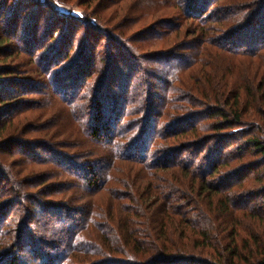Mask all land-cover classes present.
Returning a JSON list of instances; mask_svg holds the SVG:
<instances>
[{"label": "trees", "instance_id": "16d2710c", "mask_svg": "<svg viewBox=\"0 0 264 264\" xmlns=\"http://www.w3.org/2000/svg\"><path fill=\"white\" fill-rule=\"evenodd\" d=\"M65 1L0 0V59L3 63L11 62L8 67L0 68V94L6 95L0 97V107L9 105L10 101H20L24 96L22 89H27L30 95L53 98L57 104L49 111L58 113L44 114L50 121L58 117L64 120L69 108L76 112L79 105L94 104L91 131L79 123L80 119L87 121L83 111L73 116L85 129L88 140L104 151L97 164L105 166L106 170H95V166L87 162V169H83L87 174L77 176L75 181L81 191H92V197L103 191L113 204L106 206L109 214L105 217V209L96 208L93 200L89 201V208H81L79 212L74 205L71 208L76 211L70 210L67 201L44 203L38 192L34 194L26 189L24 179H17L19 174H25L18 171L14 180L16 188L7 192V197L16 198L17 202L0 203V261L3 260L0 264H19L22 260L15 252H22L28 241L32 246L36 244L32 251L35 264L38 260H43V264H264V0H165L169 3L166 7L175 8L182 17L156 20L142 37L131 35L129 40L127 33L137 23L161 14L156 5L160 0H137L139 3L132 8L138 16L116 0H78L77 5L85 9L81 18L59 11V4H67ZM144 2L155 3V6ZM113 8L111 17H107L105 13ZM183 15L191 20L183 21ZM174 21H180V28L191 21L212 23L218 33L205 40L206 27L194 25L191 32L196 34L195 39L181 47H188V55L177 57L173 52H181V48L170 38L177 30L173 28ZM71 32L73 36H69ZM203 39L207 43L216 42L218 50H223L218 53L219 62H216V83L208 88L201 83L200 73H196L190 85L192 91L188 89L187 95H183V103L191 102L195 109L185 112L175 104L167 83L177 82L180 73L192 70L193 65L200 62L199 42ZM220 40L231 46L220 45ZM159 43H166L173 52L163 55L154 51L149 57H142L140 51L155 48ZM7 50L9 53L5 54ZM111 50L121 54L128 75L123 74L121 62L118 64L120 58ZM241 54L257 60L259 66L241 61L250 65L243 71L253 69L252 80L240 69L242 80L235 83L229 81L228 75L237 66L235 61ZM140 60L148 64L151 61L153 72L141 66L142 72L164 87L150 93L152 87L143 79L147 88H151L136 90L135 100L131 91L136 88L132 83L139 75ZM169 62L177 66L167 68L165 63ZM211 63L201 69V75L208 79L212 77ZM104 69L108 72H103ZM256 79H259L257 89L253 82ZM64 80L68 83H63ZM46 81L54 86L52 95L45 90L46 86L40 89ZM66 86L73 90L71 99L68 92L62 93ZM14 87L17 93L10 94ZM117 90L119 94L115 93ZM84 91L87 96L79 95ZM145 91L150 99L157 98L159 102L148 100L146 103ZM219 97L228 102L225 107L219 105ZM4 99L6 103H2ZM22 104L20 101L17 105ZM131 105L139 106L134 115L142 118L141 126L138 119L139 123L136 121L125 128L124 119L131 115L127 111ZM14 108L12 105L2 109ZM30 129L32 132L38 126ZM76 130L66 143L76 144L72 143L78 136ZM66 135L55 134L57 139L67 138ZM3 139L5 143L16 139V146L23 148L25 156L27 143L32 144L12 137ZM180 145L183 147L178 150ZM154 148H158L156 153ZM8 149L0 151L2 156ZM38 150L40 148L35 154ZM43 150L48 155L53 154L51 148ZM185 153L186 159H183ZM233 159L240 165L226 172ZM245 159L248 162L245 163ZM27 160L41 164L30 156ZM65 162L70 169H61L57 163L50 162L60 170L51 178L68 181V176L61 175L74 174L73 164L70 159ZM5 168L0 160V184L5 182ZM49 176L53 175L44 174L41 178ZM84 180L87 187L79 183H85ZM247 194L251 198L249 202L236 201ZM71 204H76V199ZM93 207L96 212L90 210ZM17 208L23 212L29 210L25 213L27 218L21 219L22 223H18L23 216H17ZM211 210L219 221L218 228L212 225ZM31 212L42 214V222L35 229ZM70 212L78 213V222ZM61 219L65 223L60 222ZM51 222L56 226L48 233V239L44 235L35 237L39 229L50 228ZM55 227L60 230L56 231ZM96 228L101 233H95L91 241L86 231ZM43 246H53L60 251L49 253Z\"/></svg>", "mask_w": 264, "mask_h": 264}, {"label": "rangeland", "instance_id": "374dc122", "mask_svg": "<svg viewBox=\"0 0 264 264\" xmlns=\"http://www.w3.org/2000/svg\"><path fill=\"white\" fill-rule=\"evenodd\" d=\"M77 1L78 0H67V1H65V2H67V4L66 3L59 4L58 9L62 13L71 14V15H74L75 17L81 18L82 15L85 14V9L78 6ZM111 1L115 2V0H111ZM116 1L120 2L119 5L123 6L129 12L133 11L135 9L134 7L137 6L136 4L139 3V1L137 2V0H129V1L128 0H116ZM144 3L149 4L151 7L155 6V3L154 4H151L150 2H144ZM133 4H134V7L132 8ZM156 5L159 6L158 10L161 11V14L157 15L156 17H151L148 20H144L141 23H137L136 27L131 28V31H129L127 33L128 36L126 38L128 40H129V36H131V35H135L136 37H142V35H143L142 33L145 32V30H147L148 28H150L152 26V23H154L156 20L161 21V19H164V17H167L170 20H172L173 19L172 16H176V15H180L179 17H182L181 14H179L178 10H176L175 8L171 9V8L166 7L169 5V3H167V1H165V0H160V1L156 2ZM112 6H110V7H112ZM139 8L140 9L143 8L142 5L139 6ZM114 9L115 8H113L110 12L105 10V11H107L105 13L106 16L109 17L110 13L114 12ZM122 15L125 16L126 13L124 14L122 12ZM134 15L138 16L136 10H134ZM170 16H171V18H170ZM184 17L185 16L183 15V21H190L191 20V19L187 20L188 18H186V17L184 18ZM163 21H164V23H167V22H165V20H163ZM118 22H119V19H118ZM197 24L200 25V28L206 27L207 36L205 37V40H208L210 38H214L215 35L218 33L217 26H213L212 23L205 25L206 22L205 23H197V22L191 21V23H189V22L187 23V26L180 28V21H174L173 22V25H174L173 28L177 29V30L173 29L174 33L170 36V38H172L173 42H177L179 44L178 47H180V48L183 47L182 45L184 43L185 44L187 42L191 43V41L194 40L195 39L194 37L196 36V34L195 35L192 34L193 32H191L192 31L191 29H193L194 25H197ZM102 25L108 26L106 23H102ZM178 27H179V29H178ZM82 29L84 31V28H82ZM160 29L162 30V28H160ZM69 36H73V33L72 32H71V34L69 33ZM226 42L227 41L220 40V45L221 44L224 45ZM227 44L229 46H231L229 42ZM227 44H225V45H227ZM199 45L200 46H199L198 59L200 60V62L193 65L192 70L189 68L188 71H183L182 73H180L177 82H174V83L168 82L167 83V87L170 89V92L172 94L171 97L174 99L175 104L178 105V107H180L181 109H184L185 112L191 111V109L192 110L195 109V107L193 106V104L191 102L183 103V101L185 99V98H183V95L186 96L187 90L192 88L191 87L192 83H193L192 81H194V79L196 77V73H200V80H202L201 83L204 84V86H206L208 88L209 87L212 88V86L216 83V75H214V74L217 73V70H218V65H216V62H219V60L217 59L218 53L223 52V50H221L220 48L218 50L216 42H210L209 41L207 43L203 39V41L199 42ZM219 47H221V46H219ZM187 48L188 47L181 48V52H176V50H174V52H175L174 53L173 51H171L169 49V46H167V44L165 43V44H160L159 46L152 48V49H143L144 51L142 50V51H140L141 53L140 52L139 53L142 55V57H149L150 54L155 53V52H157L159 54L164 53L163 55H169V53L173 52V54L177 57H179V56L185 57L186 55H188L187 52H189V50H187ZM242 48H244V47H242ZM242 48L239 47V49H242ZM111 51H112V54L117 59L120 58L118 64L121 62L122 65L120 66V69H121V71H123V74L128 75L129 73L125 69L127 66H125L124 63L121 61V57H120L121 54L116 53L115 50L114 51L111 50ZM8 53H9V51L7 50L5 52V54H8ZM171 56H173V55H171ZM187 61H188V58H187ZM211 61H212V63H211ZM241 61L242 62L245 61L249 64L259 66V64L256 62L257 60H254V58L248 57L246 54H241L239 56V60L235 61L237 66L233 69V72L228 75L229 81H233L235 83H238L239 80L240 81L242 80L241 74H242L243 69L247 66H250V65L242 63ZM159 62H161V60H159L158 63ZM10 63L11 62L3 63L0 59V68L8 67L7 65H9ZM185 63H187V62H185ZM207 63H211V65L209 66V71H210V74L212 75V77H209V79L207 76L205 78V77H203V75H201V69H203L204 65ZM138 64H139L140 69L138 67H135V68L136 69L138 68L137 71H138L139 75H137L133 79V83H132V84H134V86H136V88L133 91H131V89H130L132 96H133V94L136 95L138 90L141 91V89L147 88V85L144 83V81H142L143 79L145 81L148 80L146 83H149L151 85L152 88L148 87V88H151L149 90L150 93L157 92L156 89H161L162 87H164L157 80H152L151 77L145 76V74L142 72L141 66L145 67L147 70H150L151 72H153L152 68L154 66L151 63V61L149 63L150 65L148 64V62H144V60H140V62H138ZM107 65H108V63H107ZM165 66L167 68H169V67H176L177 65L175 62H169L167 64L165 63ZM107 69H104L103 72L104 71L106 72ZM240 69H242L241 72L238 71ZM252 71H253V69L250 70L248 68V70H244L243 72H244V75L246 77H248L252 80V77H251ZM220 73H222V72H220ZM219 78L220 77H218V81H217L218 86L221 84ZM258 81H259V79H256V81L255 80L253 81L255 89L258 88L257 87ZM65 82H66V84L68 83V81L64 80L63 83H65ZM43 86H46L45 90L49 91L50 94L52 95L51 91H52V88L54 86L51 85V83H49L48 81L43 82V84L40 85V89H42ZM240 86H242V84H240ZM157 87H160V88H157ZM65 88L66 89H64V90L62 89V93L68 92V95H67L68 99H71L72 98L71 94L73 93V90L67 89V86ZM206 90L207 89H205V92H206ZM22 91L25 94L23 93L24 96H22L20 98L21 99L20 101H22V103H23L21 106L17 105L20 101H17V102L16 101H10V104L8 105L4 99L2 103H6V104L0 107V110L1 111L3 110L2 111L3 114L0 113V122H4V123L6 122L5 125L0 124V139H2V140H0V151L5 150L6 148H9L8 152H12V153H8L7 151H5V152H3V156H2V153H0V160L3 161L5 166H6V168H5L6 175L4 177L5 182L0 184V198H1L0 203L14 204L17 202L16 198H10L9 199L7 197V192L12 191V190H14V188H16V184H15L14 180L16 178L17 172L21 170L25 174L22 176L19 174L18 175L19 178H17V179L18 180L24 179L25 180L24 185H25L26 189L28 191H30L31 193L33 192L34 194H36L38 192L37 194L40 197V200L43 201L44 203L48 202V203H52V204L54 203L55 204L56 201H59V202L67 201L65 203L67 206L70 205V206H68V208L70 207L69 208L70 210L76 211V210H74V208H71L72 205H74V206H78L77 211L79 212V210L81 208H83V209L89 208L90 207L89 201L93 200L94 206L95 205L97 206L96 208L101 207V208L105 209V213H106L105 217H106L109 214L107 212L106 206H109V205L111 206L113 204V200H111V198L108 197L109 195H107V194L105 195V193L102 191V193L100 195L92 197V195H91L92 191H86V192L81 191L78 183L75 181V178L77 176L78 177H85V174H87V172L83 170L85 168L87 169V167H86L87 162H90L93 166H95V168H94L95 170L100 169V168H102L103 170L104 169L106 170L105 166L102 167L101 165L97 164V161L100 159L101 154L104 151L101 149L100 146L96 145V143H94V142L91 143L88 140L87 136L85 135V133H86L85 129H87V131H89L90 130L89 129L90 124L93 123V121H91V120L93 119L92 116L95 113L94 112L95 111L94 110L95 109L94 104H89V105L84 104L82 106L79 105L80 107L79 106H78L79 108L77 107L78 109L76 110V112H73L74 109L70 110V108H69L66 111L67 117L64 120H62V117H58V118L54 119L53 121H50L48 119V117L47 118L44 117V114H46L48 112V113H50L48 116H50L51 113L52 114L58 113L57 111H49V110H53V108L55 107V104H57V103L53 102L54 101L53 98H50L49 95L47 97L46 96L41 97L40 94L38 96L30 95V92L27 91V89H22ZM145 92H146L145 95L148 94V96L144 97L146 103L148 102V100H151L152 103L155 101L159 102V99H157V98L155 99V101H154V98H152V97L150 99L149 93H147V91H145ZM16 93H17V88L14 87L10 90V94H16ZM115 93L119 94L120 91L117 90V91H115ZM162 93L163 92L160 91L159 95L161 96ZM63 95H66V94H63ZM69 95H70V98H69ZM79 95H84V96L86 95L87 96V93L84 91V92H81ZM4 96H6V95L0 94L1 98H5ZM245 96H246V94H245ZM55 97L58 99V101H61L58 96H55ZM135 100H136V98H135ZM203 100L206 103V99L203 98ZM218 100L221 103V104H219L220 106L225 107V105L228 104V102L223 98L219 97ZM130 101H131V98H130ZM187 103H188L190 108L187 106ZM61 104L65 105L63 103H61ZM12 105H14L15 108L11 111H8V110L5 111V109H2V108L10 107ZM135 105H137L136 102H135ZM211 105H213L212 102H211ZM133 106L131 105V107L127 108L128 114L130 112L131 115L130 116L128 115L124 119V121L126 122V123H124L125 128H126V125H128V124L137 123L136 121H138V119L140 121V126H141V119L142 118H138V116L134 115V113L136 114L135 110L139 106H136V107H133ZM60 108L63 109L62 106H60ZM90 108H92V110H90ZM57 109H58V107H57ZM228 109L230 110V108H228ZM77 111H83V113L86 114V116H87V121L85 120V122H84L81 119L79 121V123H82V125L85 127V129L82 128L77 123L76 119L73 116V114H75V113H77V115H78ZM99 114H97V115H99ZM14 115H17V116H14ZM55 117H56V115H55ZM139 121H138V123H139ZM32 126H33V128L38 126V129H34L31 132L30 128H32ZM26 127H28L29 129H27ZM239 129L240 128H236V130H239ZM74 130L77 131L76 133H78V136L76 135V137L72 140V143H76V144L70 145L68 142L66 143V141L68 140L70 134ZM52 132H53V134H51ZM58 132L60 134H58ZM55 134L58 136L67 134L66 135L67 138L65 137V138H58L57 139V136H55ZM1 135H3V136L1 137ZM4 136L6 137V139H7V137H9V138L12 137V138H17V139L32 142V144L27 143L28 147L26 150V156L23 153L24 152L23 148L19 145L16 146L17 142H14V141H16V139H13V140L11 139L9 141L6 140V143H8L9 147L7 146L5 148V146L7 144L4 141L5 139H3ZM69 141H71V140H69ZM48 147L51 148V151H53L52 155L51 154L48 155V153L44 152L45 150H43V149H46V151H48L49 150ZM157 147H159V146H157ZM181 147H183V145H180V147H177L178 150ZM39 148H40V150H38V152H36V154H35L34 151H36V149H39ZM154 149L155 150H153V151L156 153V149H158V148H154ZM190 149L193 150L194 148H190ZM186 150H189V149H186ZM186 154L187 153L183 154V159H186L185 158ZM32 155H36V157L35 156L32 157ZM28 156H30L31 158H36L37 161H41L40 162L41 164H39V162L35 164V163H33L34 161L27 160ZM207 156L210 157L211 155H209V153H208ZM1 157H3V158H1ZM64 159H66V160L70 159L71 163L73 164L72 172L74 174L68 175L67 173H63L65 175H61L63 177L68 176L67 182H65V178H61V177L51 178L57 174L59 169H57V167L51 166L50 162L57 163L58 166L61 167V169H70L69 164L67 162H65L66 160H64ZM82 161H84V162H82ZM243 161L246 163V162H248V159H245ZM252 161L253 160H251V162ZM239 165H240V162L233 159L230 161V166H228L225 170H226V172H228V170H230L232 167L239 166ZM44 174H46V175L50 174L53 176H49V178H47L48 176L41 178ZM221 179H223V178L220 177V180ZM84 182L85 183H83V182L82 183L79 182V183H80V185L87 187V180H84ZM222 182H224V179ZM250 191L253 192V189ZM89 195H91V197ZM75 199H76V204H71L72 202L75 201ZM250 199H251L250 195L247 194V195H242V196L238 197V199L236 201H240V203H247L250 201ZM116 207H117V204H116ZM17 210H18L17 216H20V217L23 216L20 219L18 218L19 219L18 223H22L23 220L21 221V219L27 218L26 214L29 213V210L26 212L25 211L23 212L22 209L19 210V208H17ZM90 210L93 211L94 207L91 208ZM96 211H97V209H95L93 212H96ZM212 211H214V210L210 211L211 212V218H212L211 222H213L212 225L215 228H218L219 221L216 220ZM33 212H31L32 213L31 220L33 222L32 228L35 229L42 222V220H41L42 214L39 215L37 213V215H34ZM70 213L72 214L71 217L74 218L78 222L79 221L78 219H80L78 213H75V212H70ZM195 215L196 214H193V216H195ZM62 220L63 219H61L60 222L65 223V221L64 220L62 221ZM66 224H68V223H66ZM54 226H56V224L54 225V222H51L50 228L45 227V229L44 228H42V230L39 229L40 233L35 234V237H37V236L42 237L44 235L45 238L48 239L47 236H50L48 233L51 232V229H53ZM29 227H31V225H29ZM46 228H47V230H46ZM55 230L59 231L60 228L55 227ZM9 231H12V230H9ZM261 231L263 232V230H261ZM86 233L88 234L89 237H91V239H92L91 241H93L94 240V237H93L94 234L95 233H98V234L101 233V230L96 228L92 232L89 230V231H86ZM242 235L244 236L245 234L242 233ZM49 240H50V238H49ZM93 245L95 246V244H93ZM89 248L90 247H88V249ZM35 249H36V244H34V246H32V244H29V241H28L26 244H24V248H23L22 252H19V253L15 252V254H17V256L20 258V260H22V261H20L19 264H21V262H24V264H30V261H31V264L32 263L35 264V262H34L35 257L33 256V253H32V251ZM43 249H44V251H49V253H57V254L60 251L53 246H50V247L49 246H43ZM95 249H96V247H94V250ZM82 261H84V260H82ZM0 262H3V260H1ZM43 263H44L43 260L37 261V264H43Z\"/></svg>", "mask_w": 264, "mask_h": 264}]
</instances>
